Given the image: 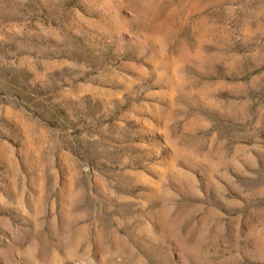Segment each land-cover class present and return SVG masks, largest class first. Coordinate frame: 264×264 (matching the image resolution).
Instances as JSON below:
<instances>
[{
	"label": "rangeland",
	"instance_id": "374dc122",
	"mask_svg": "<svg viewBox=\"0 0 264 264\" xmlns=\"http://www.w3.org/2000/svg\"><path fill=\"white\" fill-rule=\"evenodd\" d=\"M0 264H264V0H0Z\"/></svg>",
	"mask_w": 264,
	"mask_h": 264
}]
</instances>
